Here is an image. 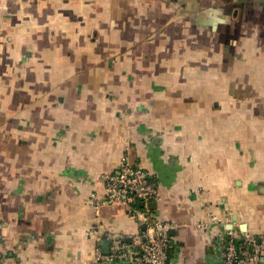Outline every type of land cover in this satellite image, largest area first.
Here are the masks:
<instances>
[{
  "label": "crops",
  "instance_id": "0c3cea01",
  "mask_svg": "<svg viewBox=\"0 0 264 264\" xmlns=\"http://www.w3.org/2000/svg\"><path fill=\"white\" fill-rule=\"evenodd\" d=\"M123 156L171 264L264 235V0H0V264H122L140 218L88 198Z\"/></svg>",
  "mask_w": 264,
  "mask_h": 264
},
{
  "label": "built area",
  "instance_id": "2783aa9c",
  "mask_svg": "<svg viewBox=\"0 0 264 264\" xmlns=\"http://www.w3.org/2000/svg\"><path fill=\"white\" fill-rule=\"evenodd\" d=\"M103 196L92 193L88 202L98 206L113 201H125L130 212L143 229L132 237L131 244L117 243L111 234L107 238L111 242L109 253L103 254L96 249V260L119 261L122 264H171L169 253L173 245L170 231L176 224L150 212L148 203L157 194V183L151 173L139 163L131 162L123 156L116 169L106 172L101 177ZM142 206L137 207V203ZM212 221L220 219L211 215ZM1 229V228H0ZM1 235V230H0ZM221 264H264V235L256 237L244 234L235 235L232 230L225 231L220 250Z\"/></svg>",
  "mask_w": 264,
  "mask_h": 264
},
{
  "label": "trees",
  "instance_id": "16d2710c",
  "mask_svg": "<svg viewBox=\"0 0 264 264\" xmlns=\"http://www.w3.org/2000/svg\"><path fill=\"white\" fill-rule=\"evenodd\" d=\"M160 33H162V32H160ZM160 33H158L157 35H155L154 37H151L149 40H156V39H160ZM135 34V36H139V32H136V33H134Z\"/></svg>",
  "mask_w": 264,
  "mask_h": 264
},
{
  "label": "water",
  "instance_id": "95a60500",
  "mask_svg": "<svg viewBox=\"0 0 264 264\" xmlns=\"http://www.w3.org/2000/svg\"><path fill=\"white\" fill-rule=\"evenodd\" d=\"M138 205L142 206V205H143V203H142V202H138ZM104 244H105V245H106V244H108V241H104ZM104 252H106V253H107V250H105Z\"/></svg>",
  "mask_w": 264,
  "mask_h": 264
}]
</instances>
